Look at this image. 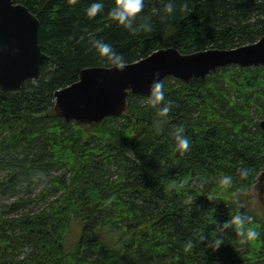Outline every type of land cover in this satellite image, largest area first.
<instances>
[{
    "label": "trees",
    "instance_id": "obj_1",
    "mask_svg": "<svg viewBox=\"0 0 264 264\" xmlns=\"http://www.w3.org/2000/svg\"><path fill=\"white\" fill-rule=\"evenodd\" d=\"M14 1L39 19L49 58L40 80L0 90V264H264V212L251 194L264 171V66L219 68L188 83L166 78L173 103L164 116L163 102L134 94L124 115L95 126L54 110L55 92L83 69L113 66L93 39L125 64L169 47L234 49L264 36V0H173L171 14L168 0H146L140 15L153 30L135 33L110 19L114 0L95 17L86 14L93 0ZM179 126L187 151L176 147ZM224 175L233 177L228 186ZM237 211L251 217L255 240L221 227ZM73 220L82 235L67 252ZM217 237L215 250L208 244Z\"/></svg>",
    "mask_w": 264,
    "mask_h": 264
},
{
    "label": "water",
    "instance_id": "obj_2",
    "mask_svg": "<svg viewBox=\"0 0 264 264\" xmlns=\"http://www.w3.org/2000/svg\"><path fill=\"white\" fill-rule=\"evenodd\" d=\"M40 22L25 5L0 0V90L14 94L27 81H38L48 55L39 43ZM264 66V36L256 43L234 49L211 48L182 54L163 48L123 67L97 66L83 69L79 80L55 92L54 110L67 122L95 126L125 114L130 94L148 98L154 79L175 78L185 83L206 78L219 68ZM264 131V120L260 122ZM251 194L264 212V171Z\"/></svg>",
    "mask_w": 264,
    "mask_h": 264
},
{
    "label": "clouds",
    "instance_id": "obj_3",
    "mask_svg": "<svg viewBox=\"0 0 264 264\" xmlns=\"http://www.w3.org/2000/svg\"><path fill=\"white\" fill-rule=\"evenodd\" d=\"M146 0H114L113 6L109 11L110 19L117 23L119 26H123L129 29L133 33L138 31L151 32L153 30V24L150 16H141L145 8ZM104 8L103 0H93L90 6L86 10V14L89 17H95ZM165 12L171 14L174 12L173 0H168L165 5ZM142 22L137 24V19ZM93 46L97 50L98 54L107 57L113 65L117 67H123L125 64V57L122 53L117 52L114 47L101 39H93ZM165 85L160 79H154L150 86L148 94V103L154 107L160 105L163 102V106L158 108V112L161 116L168 114L172 110V101L169 99L165 102ZM176 147L178 150L187 151L190 148V140L184 135V127L179 126L174 133ZM247 171L241 170L242 176H247ZM233 177L231 175H224L220 179V183L228 186L232 183ZM251 217H246L243 213L237 211L230 220L221 224L222 228L235 226L239 231V234L245 241L255 240L258 237V232L255 227L247 226ZM218 223V222H217ZM201 239H205L201 237ZM223 244V240L220 237L212 240L208 246L219 249Z\"/></svg>",
    "mask_w": 264,
    "mask_h": 264
},
{
    "label": "rangeland",
    "instance_id": "obj_4",
    "mask_svg": "<svg viewBox=\"0 0 264 264\" xmlns=\"http://www.w3.org/2000/svg\"><path fill=\"white\" fill-rule=\"evenodd\" d=\"M46 185V184H44ZM44 187H41L40 189L37 190V193H33V197H35L37 194H40L43 191ZM244 198H249L250 192L245 194ZM14 200V199H13ZM12 199L4 198L2 202L9 204L10 202L13 201ZM82 235V226L81 223L77 220H73L70 225V229L68 232V237L66 239V250L67 252H72L75 247L78 245V241L80 240Z\"/></svg>",
    "mask_w": 264,
    "mask_h": 264
}]
</instances>
